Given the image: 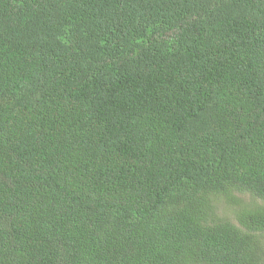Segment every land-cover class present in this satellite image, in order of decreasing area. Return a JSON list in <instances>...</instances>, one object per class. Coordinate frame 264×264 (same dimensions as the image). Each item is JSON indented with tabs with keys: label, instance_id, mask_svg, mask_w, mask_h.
Returning <instances> with one entry per match:
<instances>
[{
	"label": "trees",
	"instance_id": "1",
	"mask_svg": "<svg viewBox=\"0 0 264 264\" xmlns=\"http://www.w3.org/2000/svg\"><path fill=\"white\" fill-rule=\"evenodd\" d=\"M0 264H264V0H0Z\"/></svg>",
	"mask_w": 264,
	"mask_h": 264
},
{
	"label": "rangeland",
	"instance_id": "2",
	"mask_svg": "<svg viewBox=\"0 0 264 264\" xmlns=\"http://www.w3.org/2000/svg\"><path fill=\"white\" fill-rule=\"evenodd\" d=\"M241 201H243L244 203H250L251 202V198H249L247 195H242L241 196ZM218 211L220 213V215H231V208L225 206V204H219L218 206ZM227 217V216H226Z\"/></svg>",
	"mask_w": 264,
	"mask_h": 264
}]
</instances>
